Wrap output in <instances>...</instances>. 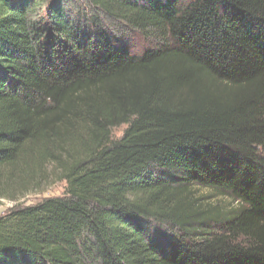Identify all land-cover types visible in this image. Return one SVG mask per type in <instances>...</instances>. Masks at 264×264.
I'll list each match as a JSON object with an SVG mask.
<instances>
[{"label":"trees","instance_id":"16d2710c","mask_svg":"<svg viewBox=\"0 0 264 264\" xmlns=\"http://www.w3.org/2000/svg\"><path fill=\"white\" fill-rule=\"evenodd\" d=\"M49 167L0 264H264V0H0V198Z\"/></svg>","mask_w":264,"mask_h":264},{"label":"rangeland","instance_id":"374dc122","mask_svg":"<svg viewBox=\"0 0 264 264\" xmlns=\"http://www.w3.org/2000/svg\"><path fill=\"white\" fill-rule=\"evenodd\" d=\"M43 8V7H42ZM44 9V8H43ZM153 45L150 40H145L142 37L134 36L130 47L133 53L139 54L147 50ZM126 126L119 127L112 131L111 137L113 141L121 138ZM50 177L40 187L35 189L14 190L13 196L16 199L0 198V216L7 213L16 205L29 206L35 205L47 198H59L65 194L66 184L60 180V177L54 173L52 167L48 168ZM196 197L200 200V205L209 210H214L213 213L229 212L235 208V205L224 197H216L207 191L200 190L196 193ZM164 234V232H163Z\"/></svg>","mask_w":264,"mask_h":264}]
</instances>
